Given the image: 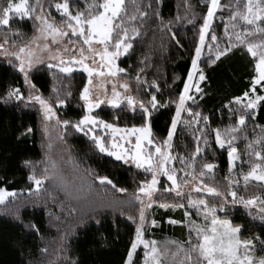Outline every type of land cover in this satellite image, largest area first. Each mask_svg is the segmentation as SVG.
<instances>
[{"label":"trees","instance_id":"trees-1","mask_svg":"<svg viewBox=\"0 0 264 264\" xmlns=\"http://www.w3.org/2000/svg\"><path fill=\"white\" fill-rule=\"evenodd\" d=\"M40 1L55 19H60L55 4L63 0ZM88 2L90 0H69L70 10L73 13L77 9L83 11ZM236 2L237 0H221L222 7L214 16L209 37L214 32L221 47L227 46L224 25L228 23V16ZM126 5L129 13L135 11L133 0H126ZM135 6L147 15L140 17L136 13L137 20L130 22L139 30L140 35L131 39L132 48L120 57L118 64L125 69L124 75L135 86L141 100L147 102L155 94L158 101L167 105L161 107L158 104L157 109L152 110V132L159 142L167 137L176 112V102L192 67V58L188 54L186 57L168 59L166 65L162 34L180 26H189L200 32L209 0H135ZM34 30L33 19L15 14H11L9 26H0V32L12 36V40L18 42L29 38ZM210 43L213 44V41ZM179 44L187 53L189 43L181 40ZM211 55L214 57V52ZM209 56L210 53L200 61L205 73L202 93L186 104L193 113L200 115L194 118L188 112H183V120L174 136L173 151L176 156L191 159L199 145L202 151L195 157L196 174L201 170L202 164L212 163L215 165L212 177H204L210 185L219 188L226 195L230 190H235L238 196L245 199L261 196L264 201V184L250 181L245 187L242 178L250 166L262 163L255 156H250L251 150L247 145L264 135V101L259 102L256 109H247L237 104L235 99L251 90L252 77L255 75L254 58L243 45L233 47L215 63H211ZM137 76L140 77L139 82L136 80ZM29 77L36 88L53 103L57 104V96L64 99V105L58 107L61 120L76 122L85 115L81 100V93L87 82L84 71L74 70L71 75L61 74L59 69H50L47 64H42L34 68ZM156 85H159L158 89ZM14 88L25 91L22 73L14 63L0 58V188L17 193L15 197L0 203V264H125L130 245L135 239L136 228V224L128 217L138 218L139 214L138 205L131 194L144 180V173L131 164L101 153L89 135L77 131L70 124L64 132L70 157L67 164L70 174L65 173L59 179L61 182L63 178L69 180L68 183L65 182L68 189L59 191L53 180H49L38 191L34 190V182L28 177L33 174V169L37 176L43 174L46 157L42 114L37 105L24 98H9L7 94ZM257 91L263 93L260 86ZM95 114L119 126H140L143 123L140 109L132 112L125 104L120 108L102 106ZM241 114L246 117L245 124L233 142L241 159L237 162L236 169L230 172L228 145L220 148L215 141L214 130L223 131L235 126ZM114 116H119L120 119L114 121ZM195 119H199L200 123H195ZM183 121L191 123L186 125ZM29 128L31 132L27 131ZM255 147L257 151L264 153V148L259 145ZM26 161L31 164H26ZM184 167L177 160L176 168ZM97 176L109 177L116 188L102 185ZM230 180H239L240 183L230 188ZM76 182L78 188L74 186ZM71 187L77 195H84L86 201L81 202L84 208L67 199L65 193ZM119 188L127 191L120 192L117 190ZM177 200L170 192L157 197L158 203L172 204ZM183 200L179 199V202L184 203ZM208 200L220 209L219 216L228 217L234 225L243 226L241 238L255 241L257 257L264 255V244L261 243L264 241V221L259 218L257 207L234 204L230 196L227 202L213 196ZM67 206L70 212L66 211ZM185 210H166L161 215V227L155 229L160 240L159 247H163L168 240L185 241L182 238L189 236L188 230L184 231L178 226L165 227V216L178 217ZM192 210L193 215L196 214V209ZM150 226L149 221L145 226L146 231ZM141 250L142 247L136 252L133 264H142ZM164 264H169V261L165 260Z\"/></svg>","mask_w":264,"mask_h":264},{"label":"snow or ice","instance_id":"snow-or-ice-1","mask_svg":"<svg viewBox=\"0 0 264 264\" xmlns=\"http://www.w3.org/2000/svg\"><path fill=\"white\" fill-rule=\"evenodd\" d=\"M6 5V6H5ZM135 11L129 13L127 10L126 0H90L85 10L77 9L75 13L70 10L69 0H63L62 3H56L55 8L61 12L62 19L57 22L55 18H50V14L43 12V7L39 0H35V5L29 3V0H0V26H9L10 14L19 17H28L34 19L38 23L35 25V33L28 43L16 46L14 51L5 48L8 43L7 34L4 42L0 43V54L12 56L19 62L18 68L24 75L25 83L31 88H35L29 80V71L34 64L44 63V58L40 53L47 54L48 67L58 68L61 74L71 75L74 72V66H79L88 74L87 84L83 87L81 99L85 102L87 113L78 121L60 120L56 116V112L52 103L45 99L41 94H29L28 99L39 103L43 110L44 119L46 121L56 119L57 124H63L65 128L72 125L74 129L83 132L86 136L90 135L93 143L98 147L101 153H107L115 157L116 160L123 163H133L137 168L144 169L150 173V179L140 182L134 200L138 202V218L129 216L128 219L136 224L135 239L130 245L127 253L125 264H133V255L139 246H143L144 259L143 264H164L165 260L169 264H264V255L255 256V241L249 238H241L242 225H234L229 219H221L217 215L216 206L209 204L208 199L203 195L193 198L192 193L209 194L213 197L222 198L227 202L229 196L232 203H239L245 207L257 205L259 202L262 206L259 209V218L264 221V201H259L257 197L245 199L238 196L237 191L230 190L226 195L219 188L205 183L204 177L207 175L212 177L215 165L212 163H204L201 170L196 174L195 157L200 154L202 149L197 145L191 159L187 157L173 156L172 138L176 131L177 124L182 120V112H188L194 118L199 117V113H193L191 108L186 107L187 100H193L189 95L190 88L193 86V76L198 69V61L201 58L202 50L205 48L206 36L213 24L214 16L218 9L222 7L220 0H209L207 14L199 33V46L195 49V58L192 60V71L188 73L187 82L184 84L183 92L179 95L176 102L175 117L171 120V127L167 133L166 139L157 142L152 132V110L157 109L159 104L161 107L167 105L158 101L155 94L145 102L137 100L134 96L128 94L130 85L127 82L119 84L123 89V93L117 90L115 78L119 73L125 71L120 68L116 61L117 58L126 54L132 44L130 40L135 36H139V30L136 27H129L130 22L137 20V14L140 17L146 16L147 13L140 12L135 6ZM39 9V14H35ZM35 14V15H34ZM231 29V30H230ZM224 33L227 37V46L221 47L218 43V37L213 32L211 41L207 45L210 53L209 59L211 63H215L220 57L226 55L233 47L243 45L247 52L254 58V72L252 77L251 92L257 91V85L264 87V0H237L236 6L228 16V23L224 25ZM14 35H22L14 33ZM234 38V39H233ZM43 41V43H41ZM81 45L76 47V45ZM71 45V46H70ZM214 52V57L211 55ZM98 58V59H97ZM90 61V63H89ZM12 61L10 60L9 63ZM102 78L97 84L93 82V76ZM113 78L111 96L108 95V89L105 87L106 80L103 78ZM205 75L202 70L199 71V80L203 81ZM136 80L139 82L140 77ZM159 88V85H156ZM195 90L201 92L202 89L197 83ZM58 91V90H56ZM8 97H15L17 100L23 98V94L18 88L11 89ZM244 97H247V103H244ZM237 104L247 109H256L258 102L264 101V95H256L255 98L250 97L249 92L245 91L243 97H236ZM57 103L64 104V99L57 96ZM110 104L114 108H120L121 104H125L126 108L136 112L137 107L143 123L140 126L133 125L131 128H121L115 122H108L101 119L98 115H93V109L99 108L102 104ZM123 111V109H121ZM119 116H114L113 120L118 121ZM245 115L241 114L238 124L230 126L223 131L215 129V141L220 148L228 145V159L230 162V172L236 167V162L241 159L238 150L233 146V142L237 139V133L241 131L245 124ZM207 120V118H205ZM186 125L191 121H183ZM195 123L199 124V119H195ZM111 130L110 137L98 135L96 128ZM31 132V129H27ZM47 131V126L45 127ZM130 137L135 138L133 144ZM110 140V143H106ZM125 143L131 145L126 147ZM205 143L207 141L205 140ZM256 145L264 148V135L258 136L255 141L248 143L250 156H255L262 163H254L250 166L246 173H243L244 186L247 187L250 181L264 182V153L256 150ZM179 162L185 167L177 169L173 162ZM26 164H31L26 161ZM55 168V162H52ZM187 169V170H185ZM178 172L184 173V178L178 177ZM165 176L171 182V187L164 189L166 192H174L179 199H186L190 208H195L197 214L203 217V222H197L192 219V213L185 210L186 221L189 229V236L186 241L168 240L163 247L158 246L155 240L145 239L146 223L148 217L146 210L150 209L157 200L154 195L160 190V177ZM54 177V173H49L48 168L43 170L41 176L33 174L28 179L34 182L36 190L41 188L45 180ZM100 183L116 185L107 176L96 177ZM239 180H230V188L232 185L239 184ZM191 185L187 195L185 188ZM120 192H126L127 189L119 188ZM31 191V189L29 190ZM15 191H8L0 188V203H4L8 197H15ZM179 199L172 204L160 203L161 208H185V204L180 203ZM221 210L223 204H221ZM138 220V222H137ZM172 224L183 223L182 221L169 220ZM152 226H156L158 222L155 219L150 221ZM34 227V226H33ZM38 230V229H37ZM259 237L256 238L258 240ZM264 244V241L261 242ZM172 246V247H170ZM47 251V249H44ZM74 264V262H73Z\"/></svg>","mask_w":264,"mask_h":264},{"label":"rangeland","instance_id":"rangeland-1","mask_svg":"<svg viewBox=\"0 0 264 264\" xmlns=\"http://www.w3.org/2000/svg\"><path fill=\"white\" fill-rule=\"evenodd\" d=\"M221 1V0H220ZM16 3H18L19 2V0H17V1H15ZM39 2H40V4L42 5V7H43V12L45 13V14H50V12L46 9V7H45V4L42 2V1H40L39 0ZM29 3L30 4H32L33 6L35 5V2H31V0H29ZM62 3V2H61ZM56 9V8H55ZM57 10V9H56ZM39 9H37V12L35 13V14H39ZM58 13L60 14V19H55L57 22H59L61 19H62V16H61V12H59L58 11ZM34 14V15H35ZM10 17H11V14H10ZM50 18H55V17H53L51 14H50ZM57 18V17H56ZM34 20V19H33ZM34 22H35V25L38 23L37 21H35L34 20ZM129 27H134V24L133 23H130L129 25H128ZM34 33H35V30H34V32H33V34L29 37V38H27L26 40H24V41H16V46H18L19 44H23V43H28L30 40H31V38H32V36L34 35ZM199 33L200 32H197V31H195L194 29H192L191 27H189V26H180V27H177V28H175L173 31H171V32H166V33H163L162 34V43H163V46H164V53H165V61H166V65H167V62H168V59L169 60H172V59H175V58H177V57H186V55L188 54V55H190L191 56V58H192V60L195 58V49H196V47L197 46H199ZM209 33H210V31H209ZM5 35H6V33H2V32H0V43H3L4 42V38H5ZM7 37H8V43L7 44H5V48H7L10 52L11 51H14L15 50V47H14V45H13V40H12V36H9V35H7ZM181 40H185V41H187L188 43H189V48H188V52L186 53L185 51H184V49L182 48V46L179 44V41H181ZM131 41V40H130ZM210 41H211V39H210V37H209V34H208V36H206V41H205V48L202 50V54H201V58H200V60L198 61V69H197V71H196V73H194V76H193V81H192V87L190 88V91H189V95H191L192 97H193V99L194 98H196L198 95H201V93H202V91L201 92H197L196 90H195V85L198 83L199 84V87L202 89V82L204 81H200L199 80V71L200 70H202L203 71V69H202V66H201V63H200V61L202 60V59H205V57L209 54V52H208V49H207V45L210 43ZM41 43H43V41H41ZM132 44V43H131ZM213 44H215V42H213ZM71 46V45H70ZM81 45H79V44H77L76 45V47H80ZM130 50V49H129ZM129 50H128V52H129ZM127 52V53H128ZM39 55H41L43 58H44V60H45V62L44 63H39V64H34L33 65V67H32V69L29 71V74H30V72L34 69V68H36L37 66H39V65H42V64H47L48 65V63H50V61H48L47 60V54L46 53H40ZM125 54H123V55H121V56H119L118 58H117V61H116V63H117V65L119 66V64H118V60L120 59V57H123ZM0 58H2V59H4V60H7V61H12V63H14L15 64V66L18 68V61L15 59V57H12V56H5V55H3V54H0ZM98 59V58H97ZM89 63H90V61H89ZM120 67V66H119ZM121 68V67H120ZM19 69V68H18ZM58 69V68H57ZM74 70H82V71H84L82 68H80L79 66H74ZM190 71H192V67H191V70ZM85 72V71H84ZM86 73V72H85ZM204 73V72H203ZM87 74V73H86ZM125 74V71L124 72H122V73H119L118 74V76L115 78V82L117 83V90L118 91H121L122 93H123V89H121L120 87H119V84H122V83H124V82H127L129 85H130V88H129V93L128 94H130V95H132V96H134L138 101L139 100H141L140 98H139V94H138V92L135 90V86L133 87V85L131 84V81L126 77V75H124ZM204 75H205V73H204ZM22 76H23V80H24V75H23V73H22ZM102 78H99V77H96L95 75L93 76V82H94V84H97L100 80H101ZM103 79H105L106 80V83H105V87L108 89V95H109V97L111 96V88H112V83H113V78H111V77H107V78H103ZM29 80H30V77H29ZM87 80H88V74H87ZM30 82H31V84H33V82L30 80ZM186 82H187V79H186ZM185 82V83H186ZM24 83H25V80H24ZM86 84H87V82H86ZM25 85H26V89H25V91L23 92V91H20L22 94H23V98L26 100V101H28L29 103H32V104H35V105H37L38 107H39V109H40V111H41V114H42V131H43V135H44V138H45V149H46V157H45V166H44V169L45 168H48V171H49V173H54V177H52V178H50V179H48V180H45L44 182H43V184L41 185V187L47 182V181H49V180H53V184L54 185H56L55 187L59 190V191H62V192H64L65 190H67L68 189V186L66 185V183H68L69 182V180L68 179H64L63 178V182H61L59 179H62V176L65 174V173H69L70 174V167H68L67 168V164H69V162L68 161H70V157H69V152H68V150H67V147H66V144H65V141H64V132H65V126L61 123V124H57V122H56V119L55 118H53L52 120H48V121H46L45 119H44V114H43V110H42V108H41V106L39 105V103L38 102H36V101H34V100H32V101H30L29 99H28V96H29V94L31 93V94H33V95H35V94H41L45 99H47V100H49L47 97H45L36 87L35 88H31L30 87V85L29 84H27V83H25ZM258 86H260V85H257V87ZM261 87V86H260ZM261 89H263V93L262 94H260L258 91H256L255 93H252L251 92V90H250V92H249V95H250V97H252V98H255V96L256 95H264V87H261ZM182 92H183V90H182ZM181 92V93H182ZM243 97V96H242ZM82 100V99H81ZM247 100H248V98L247 97H244V103H247ZM190 101H192V100H187L186 101V104L187 103H189ZM49 102L50 103H52V105H53V108H54V110H55V112H56V116L57 117H59V115H58V107H60V106H62V105H64V104H59V103H53L52 101H50L49 100ZM178 102V101H177ZM82 103H83V105H84V107H85V102L82 100ZM259 103V102H258ZM121 105H123V103L121 104ZM102 106H111V107H113L112 105H110V104H107V103H105V104H102V105H100V107H102ZM99 107V108H100ZM98 108H94L93 109V112H92V114L93 115H96L95 114V111L97 110ZM137 109H139L138 107H137ZM87 113V108L85 107V114ZM182 120H183V116H184V113L182 112ZM174 117H175V115H174ZM173 117V118H174ZM59 119H60V117H59ZM61 120V119H60ZM181 120V121H182ZM62 121V120H61ZM111 123V122H110ZM180 123H178L177 124V127H178V125H179ZM47 126V131H45V127ZM119 126V125H118ZM119 127H121V128H124V127H128V128H131L132 126H119ZM138 127V126H137ZM95 131H96V133L98 134V135H105V134H107V136H109L110 137V134H111V130H106V129H103V128H96L95 129ZM176 131H177V128H176ZM176 131H175V133H174V135H173V138H172V149H171V152H172V155L173 156H176V154H175V152L173 151V145H174V136H175V134H176ZM90 136V135H89ZM130 139L132 140V142H133V144L135 143V138L134 137H130ZM106 143H110V140H106ZM219 145V144H218ZM125 146L126 147H130L131 145H128L127 143H125ZM68 157H69V160H68ZM52 162H55V168H53L52 167ZM238 162V161H237ZM237 162H236V164H237ZM176 163H177V160L176 161H174L173 162V164H174V166L176 167ZM128 164H131V165H133L134 167H136L133 163H128ZM229 165H230V162H229ZM137 168V167H136ZM137 169H139V170H141L143 173H144V180L145 179H150V173H147V172H145L144 171V169H142V168H137ZM236 169V167L235 168H233L232 170H231V172H233L234 170ZM78 174V172H76V174L75 175H77ZM198 174V173H197ZM178 177L180 178V179H183L184 178V176H183V173H180V172H178ZM232 177H233V175H232ZM234 178V177H233ZM204 180H205V178H204ZM66 182V183H65ZM205 183H208L206 180H205ZM262 184H264V182H261ZM76 184H77V182L76 183H74V186H76ZM209 184V183H208ZM77 187V186H76ZM171 187V182L170 181H168L167 180V177H165V176H161L160 177V185H159V188H160V190L154 195V199H156L157 200V197L159 196V195H162V194H164L166 191H164V189H166V188H170ZM191 187V185H189L188 187H186L185 188V194L187 195V193H188V189ZM78 188V187H77ZM34 190H36V186H35V184H34V188H33ZM72 189V190H71ZM71 189H69L70 190V192H69V190L65 193V195L67 196V199H69L70 201L69 202H71L72 200H73V202L75 203V204H79L78 205V207H80V208H84V206L82 205V203L81 202H84V201H86V199H85V197H84V195L82 194V196H80V195H77L76 193H75V191H74V189H73V187H71ZM8 191H12V190H8ZM137 191V190H136ZM136 191L134 192V193H132L131 194V198L133 199V201L138 205V202H136L135 200H134V194H136ZM173 196H175V193L174 192H170ZM198 195H203L204 196V198H206V199H208V198H210V197H212L211 195H209V194H197V193H195V192H193L192 193V196H193V198H196ZM11 197V196H10ZM10 197H8V199L10 198ZM261 196H257V198H258V200L259 201H263V199L262 198H260ZM179 199V198H178ZM184 201V203L183 204H185V208L184 209H187L186 207H188V205H187V202H186V199H184L183 200ZM209 201V200H208ZM6 202V201H5ZM160 203H162V202H157V203H154L153 204V206L150 208V209H147L146 210V216L148 217V222L149 221H151V219H155L157 222H158V224L156 225V226H152L151 225V223H150V229L149 230H147V231H145V239H149V240H155V241H157L158 242V244H159V239H158V237L156 236V234H155V232H157L155 229H157V228H160L161 227V215H163V213H164V211H171V212H175V211H177V210H179L180 208H175V209H173V208H162V209H159V208H161L159 205H160ZM158 204V205H157ZM210 204V203H209ZM210 205H212V204H210ZM69 206V205H68ZM66 207V211L67 212H70V208L69 207ZM213 206V205H212ZM255 207H257L258 209H260V207L262 206L259 202L257 203V205H254ZM139 207V206H138ZM154 208H156L155 210H154ZM217 208V215H218V211L220 210L218 207H216ZM170 209V210H169ZM188 211H193L192 209H195V208H190V207H188ZM78 210H80V209H78ZM154 210V211H153ZM192 213V212H191ZM152 214V215H151ZM195 216H196V218H195ZM219 216V215H218ZM221 219H229L228 217H224V216H219ZM170 219H172V220H177V221H182L183 223H178V224H172V223H170L169 222V220ZM192 219L193 220H195V221H197V222H203V217L201 216V215H198L197 214V210H196V214L194 213V215H193V213H192ZM188 220V217H186L185 216V212H181V214H179V216L178 217H175L174 215H172V216H165V227H166V225H167V227H168V225H170V226H172V227H174V226H178L179 228H182V229H184V231H187L188 230V234H189V229H188V225H187V223H186V221ZM230 220V219H229ZM147 222V223H148ZM146 226V225H145ZM166 227V228H167ZM187 238H188V236L186 235V237H184V238H182V239H184L185 241L187 240ZM159 246V245H158ZM140 247H142V249H143V246L141 245V246H139L138 248H137V250H136V252L140 249ZM142 251V254H143V259H144V249L143 250H141ZM136 252L134 253V255H133V259H134V256H135V254H136ZM254 255H255V251H254ZM256 256V255H255ZM142 264H143V260H142Z\"/></svg>","mask_w":264,"mask_h":264}]
</instances>
